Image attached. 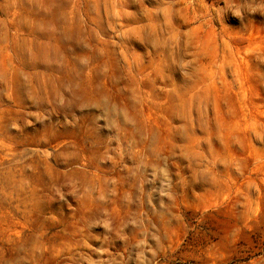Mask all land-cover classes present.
I'll use <instances>...</instances> for the list:
<instances>
[{"label": "rangeland", "instance_id": "obj_1", "mask_svg": "<svg viewBox=\"0 0 264 264\" xmlns=\"http://www.w3.org/2000/svg\"><path fill=\"white\" fill-rule=\"evenodd\" d=\"M165 2L172 26L197 43L208 39L198 20L221 6L216 0ZM122 6L129 7L0 0V264H264V31L225 40L202 61L210 74L213 60L228 65L211 77L206 128L191 110V135L208 137L191 151L216 161L194 195L176 185L188 161L174 146L186 140L163 94L125 99L136 124L113 114L123 128L119 144L115 129L94 122L93 109L104 104L97 86L111 87L96 67L122 50L144 51L116 35L134 26ZM163 19L153 17L158 34ZM69 98L72 105L60 103ZM105 152L111 160L100 159ZM54 181L68 182L63 199L49 190Z\"/></svg>", "mask_w": 264, "mask_h": 264}, {"label": "clouds", "instance_id": "obj_2", "mask_svg": "<svg viewBox=\"0 0 264 264\" xmlns=\"http://www.w3.org/2000/svg\"><path fill=\"white\" fill-rule=\"evenodd\" d=\"M124 2L129 7L122 6V14L134 26H122L121 31L116 35L127 38L130 45L139 43L144 51L141 55H126L125 50H122L119 59L114 63L105 62L96 67L98 72L104 74L111 87L105 89L103 84L97 86L104 104L102 108L93 109L97 112L94 122L98 127L115 129L116 135L111 138L119 144L123 128L115 116L121 117L124 124H136L135 106L126 105L125 99L144 103L150 98L148 93L163 94L171 102L164 104L163 107L170 115L181 120V123L174 128L180 129V134L186 140L184 145L174 146L180 148V152L173 155L184 157L188 161L184 165L183 174L179 169L177 170L176 185L181 190L192 191L195 195L196 186H202L204 181L211 178L209 169L216 161L203 156L199 151L195 154L191 151L192 144L199 148L201 140L208 142L207 136L194 138L191 135L194 127L191 110L193 107L199 110L201 127L206 128L205 110L212 103L209 91L211 77L215 75L219 79L222 65H228L227 60H213L212 66L215 71L210 74L207 71L208 66L202 61L207 59L216 48L222 50L225 40L239 42L246 39V34L252 30L264 31V0H216L217 5L221 6L211 10L206 9L198 20L202 26L201 36L209 34L207 40L201 39L198 43L194 41L193 33L180 32L171 25L168 11L171 5L165 0H157L155 7H148L145 0H124ZM157 14H163L162 23L167 25L166 28L159 29V34L157 33L159 24L152 22ZM141 16L145 17L147 22L138 23ZM141 82L147 85L148 92L140 87ZM60 103L72 105L74 101L69 98L61 100ZM101 120L105 121L104 125H99L98 122ZM261 127L264 129V126ZM211 134L214 133L210 132ZM256 135L260 137L261 133L257 132ZM208 151L211 155L210 144ZM100 159L111 160L112 157L105 152ZM71 163L72 161H68V164ZM67 183L64 181L58 187L57 182L54 181L48 187L63 199L64 194L59 188ZM77 190V186L73 184L67 188V194L75 195Z\"/></svg>", "mask_w": 264, "mask_h": 264}]
</instances>
